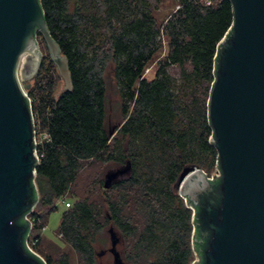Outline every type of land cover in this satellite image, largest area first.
Instances as JSON below:
<instances>
[{
  "label": "trees",
  "instance_id": "trees-1",
  "mask_svg": "<svg viewBox=\"0 0 264 264\" xmlns=\"http://www.w3.org/2000/svg\"><path fill=\"white\" fill-rule=\"evenodd\" d=\"M162 1L39 0L71 82L56 94L60 76L37 33L42 58L27 87L38 156L36 204L18 221L28 226L43 264H71L72 253L79 264H99L95 243L110 226L127 264H202L195 213L175 184L184 167L207 176L218 168L208 104L232 8L228 0H174L177 7L159 22L154 12ZM164 42L165 54L145 77ZM110 79L120 115L112 135ZM88 165L98 166L90 181L80 177ZM117 168L125 171L105 188L106 172ZM59 198L72 199L56 231L64 246L44 249L40 231Z\"/></svg>",
  "mask_w": 264,
  "mask_h": 264
},
{
  "label": "water",
  "instance_id": "water-1",
  "mask_svg": "<svg viewBox=\"0 0 264 264\" xmlns=\"http://www.w3.org/2000/svg\"><path fill=\"white\" fill-rule=\"evenodd\" d=\"M228 1L232 23L219 41L208 104L217 175L208 179L187 166L175 187L195 213L202 264H264V0ZM37 33L69 89L66 58L39 0H0V264H43L25 248L28 226L18 221L36 204L34 118L18 71L26 81L36 74L42 58ZM124 171H107L103 186ZM107 232L112 264H127L116 248L115 230L110 226Z\"/></svg>",
  "mask_w": 264,
  "mask_h": 264
},
{
  "label": "rangeland",
  "instance_id": "rangeland-1",
  "mask_svg": "<svg viewBox=\"0 0 264 264\" xmlns=\"http://www.w3.org/2000/svg\"><path fill=\"white\" fill-rule=\"evenodd\" d=\"M176 7L177 6L174 3V0H163L158 5V8L154 12L156 19L159 22L161 20H164L165 17ZM42 51L43 49L41 50V52ZM165 52H166V46L164 42L161 50L155 55V57L149 62L148 66L146 67L144 71L145 77L147 78L152 77L155 66H156V62L158 61V59H160L165 54ZM24 61H25V55L21 59V62L19 65L20 67L21 65H23ZM18 79H19V82L22 88L27 93L26 84L29 83L30 85L32 81H26L25 78L22 77L20 70L18 71ZM64 88L65 87L62 85L61 80L59 79L57 83V87H56V94L60 92L61 90H63ZM119 118H120V115L118 111V93H117L114 81L110 79L108 82V87H107V125L109 127V130H113V127L116 124V122L119 120ZM96 171H98L97 165L96 166L88 165L81 170L80 177L81 179L86 180V176H88L87 179H89L90 181L93 177V174ZM64 200L65 201L68 200L72 202V199L65 198ZM65 209L66 207L64 206L63 198L57 199L56 209L48 214L47 220H46V226L43 227L42 230L40 231V236H41L40 243L44 249H45V246L49 245L50 243H56L57 245H60L61 247L64 246V244L60 240V237L56 234V231L58 228L61 214ZM34 241H35L34 239L32 241L29 237L27 240V243L35 251V249L32 246ZM109 247H110L109 234L105 229V233L103 234L102 239L97 240V242L95 243L96 258L99 264H112V255L107 250ZM35 252L39 254L40 256H42L39 252L37 251ZM70 263L79 264L78 256L75 253H72L71 258H70Z\"/></svg>",
  "mask_w": 264,
  "mask_h": 264
},
{
  "label": "built area",
  "instance_id": "built-area-1",
  "mask_svg": "<svg viewBox=\"0 0 264 264\" xmlns=\"http://www.w3.org/2000/svg\"><path fill=\"white\" fill-rule=\"evenodd\" d=\"M209 1H207V3H208ZM43 136H45V135H43ZM35 143H36V132H35ZM217 170H218V168L216 167V169H215V171H214V173L213 174H211L210 176H207L208 177V179H213V178H216V175H217ZM65 198H63V201H64V206L65 207H69L70 206V201H68V200H64ZM190 207V206H189ZM191 208V207H190ZM192 209V208H191ZM193 210V209H192ZM28 214L29 213H27L26 215H25V219H28ZM28 238V237H27ZM27 242V241H26ZM27 244V247L31 250V251H33V249L29 246V244L28 243H26ZM34 252V251H33ZM34 253H36V252H34Z\"/></svg>",
  "mask_w": 264,
  "mask_h": 264
},
{
  "label": "flooded vegetation",
  "instance_id": "flooded-vegetation-1",
  "mask_svg": "<svg viewBox=\"0 0 264 264\" xmlns=\"http://www.w3.org/2000/svg\"><path fill=\"white\" fill-rule=\"evenodd\" d=\"M112 255V254H111Z\"/></svg>",
  "mask_w": 264,
  "mask_h": 264
}]
</instances>
